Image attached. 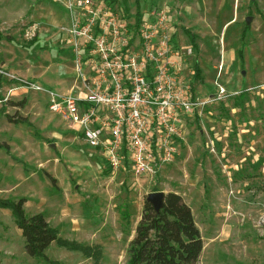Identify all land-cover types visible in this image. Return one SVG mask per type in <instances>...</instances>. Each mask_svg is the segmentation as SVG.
Segmentation results:
<instances>
[{
    "label": "rangeland",
    "instance_id": "374dc122",
    "mask_svg": "<svg viewBox=\"0 0 264 264\" xmlns=\"http://www.w3.org/2000/svg\"><path fill=\"white\" fill-rule=\"evenodd\" d=\"M94 1L117 6L133 29L137 0ZM153 8L169 10L201 104L184 118L174 161L136 176L114 172L49 109L50 92L87 94L66 30L79 10L66 0H0V200L26 198V214L44 213L59 237L46 258L30 256L12 210L0 207V264H127L155 191L192 207L205 243L199 264H264V0H141L143 17ZM218 85L226 94L204 103Z\"/></svg>",
    "mask_w": 264,
    "mask_h": 264
},
{
    "label": "built area",
    "instance_id": "2783aa9c",
    "mask_svg": "<svg viewBox=\"0 0 264 264\" xmlns=\"http://www.w3.org/2000/svg\"><path fill=\"white\" fill-rule=\"evenodd\" d=\"M66 1L81 13L66 30L87 94L50 92L49 109L70 119L114 172L156 174L174 161L184 118L201 104L169 10L153 8L132 29L111 2ZM218 86V96L204 103L226 94Z\"/></svg>",
    "mask_w": 264,
    "mask_h": 264
},
{
    "label": "trees",
    "instance_id": "16d2710c",
    "mask_svg": "<svg viewBox=\"0 0 264 264\" xmlns=\"http://www.w3.org/2000/svg\"><path fill=\"white\" fill-rule=\"evenodd\" d=\"M141 20V0H137V25ZM1 37L0 32V39ZM192 37L194 40L195 35L192 34ZM1 63L0 58V66ZM200 73L201 68L196 65L197 79L201 78ZM8 119L17 121L10 115ZM23 119L27 118H20L19 121ZM25 204L26 198L18 201L0 200V207L10 208L13 212L24 237L26 252L35 258H46L45 251L58 240V231L51 226L42 212L28 216ZM59 244L68 248L82 249L84 253L92 256L81 246L68 244L63 240H59ZM204 247V239L192 207L180 193L170 191L166 193L160 210H156L148 200L144 201L135 235L129 243L127 264H199Z\"/></svg>",
    "mask_w": 264,
    "mask_h": 264
},
{
    "label": "water",
    "instance_id": "95a60500",
    "mask_svg": "<svg viewBox=\"0 0 264 264\" xmlns=\"http://www.w3.org/2000/svg\"><path fill=\"white\" fill-rule=\"evenodd\" d=\"M165 195L166 193L163 191H155L149 194L147 200L154 205L156 210H160L163 206Z\"/></svg>",
    "mask_w": 264,
    "mask_h": 264
},
{
    "label": "crops",
    "instance_id": "0c3cea01",
    "mask_svg": "<svg viewBox=\"0 0 264 264\" xmlns=\"http://www.w3.org/2000/svg\"><path fill=\"white\" fill-rule=\"evenodd\" d=\"M177 44H178V42H177ZM186 59H188L189 60V58H186ZM187 61V60H186ZM185 65H184V69L186 70V68H187V66H188V64L185 62L184 63ZM197 65V64H196ZM196 65L194 66V69H195V67H196ZM199 65V64H198ZM200 66V65H199ZM201 73H202V69H201ZM201 73H200V75H201ZM200 79V78H199ZM182 130H183V125H182ZM181 133H182V131H181ZM82 135V134H81ZM83 136V135H82ZM183 136V135H182ZM84 138V137H83ZM184 138V137H183ZM100 154H102L101 152H100ZM102 156V161L104 160V157H103V155H101ZM123 173H127V172H123ZM209 214V213H208Z\"/></svg>",
    "mask_w": 264,
    "mask_h": 264
}]
</instances>
